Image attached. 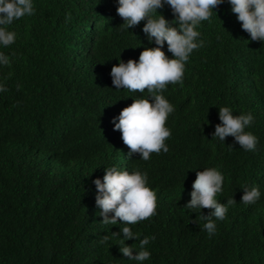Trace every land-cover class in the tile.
Returning <instances> with one entry per match:
<instances>
[{
	"label": "trees",
	"instance_id": "trees-1",
	"mask_svg": "<svg viewBox=\"0 0 264 264\" xmlns=\"http://www.w3.org/2000/svg\"><path fill=\"white\" fill-rule=\"evenodd\" d=\"M34 7L10 26L15 43L0 47L10 60L0 66L7 89L0 92V264H136L117 238L101 243L124 226L97 215L92 180L111 165L146 172L156 192L155 214L130 226L141 239L155 237L143 264H264V43L241 29L230 5L199 26L204 46L190 55L183 84L167 85L169 151L147 161L124 156L111 123L132 103L129 95H147L115 90L110 76L118 59L155 46L144 21L124 30L115 0H34ZM158 12L174 19L168 6ZM223 106L252 113L246 131L258 138L254 152L231 136L212 138ZM206 167L224 176L217 200L236 201L211 236L200 220L210 209L184 208L196 171ZM255 186L260 199L240 202L242 189ZM125 244L139 250V241Z\"/></svg>",
	"mask_w": 264,
	"mask_h": 264
},
{
	"label": "clouds",
	"instance_id": "clouds-1",
	"mask_svg": "<svg viewBox=\"0 0 264 264\" xmlns=\"http://www.w3.org/2000/svg\"><path fill=\"white\" fill-rule=\"evenodd\" d=\"M225 2L230 5L231 13L250 39L264 43V0H115L116 13L123 20V29L128 31L144 21L141 30L148 43L155 45L144 46L138 59L126 62L118 59L117 64L111 67L110 76L115 90L147 93L136 98L129 95L132 103L111 120L113 130L121 133V139L128 148L124 154L126 158L139 154L140 159L147 161L152 153L169 151L165 141L171 136V129L166 126V121L174 106L164 92L168 84H183L184 69L190 55L204 46L199 26L203 21L210 20L214 9ZM165 6L171 9L172 21L158 12ZM34 14V0H0V47L6 48L15 43L17 33L10 30L14 21ZM165 46L171 57L165 54ZM9 63V57L0 52V66ZM5 91L6 87L0 83V92ZM218 118L220 123L215 125L212 138L224 143L225 138L231 136L243 150H256L258 138L246 131L254 120L251 112L234 115L231 107L223 106L219 108ZM223 183L224 176L216 167L196 171L190 199L184 205L185 209L198 210L199 213L201 209H210L207 215L200 214L209 236L216 231L215 221L224 220L228 207L236 203L233 197L226 204L217 200L224 190ZM92 184L96 190L95 205L101 222L105 225H124L119 227V232L103 236L101 243L107 244L110 239L117 238L119 252L128 260L136 264L149 260L151 254L146 246L155 237L141 239V234L130 227L155 214L156 192L149 186L147 173L138 168L129 171L111 165L103 167L102 179L95 178ZM242 190L240 202L245 205L255 204L261 197L258 186ZM129 239L139 241L138 251L133 244H125Z\"/></svg>",
	"mask_w": 264,
	"mask_h": 264
}]
</instances>
